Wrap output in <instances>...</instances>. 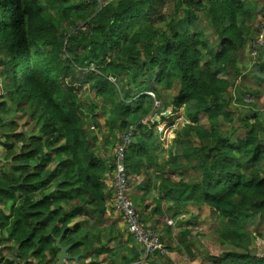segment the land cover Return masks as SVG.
<instances>
[{"label":"trees","instance_id":"1","mask_svg":"<svg viewBox=\"0 0 264 264\" xmlns=\"http://www.w3.org/2000/svg\"><path fill=\"white\" fill-rule=\"evenodd\" d=\"M100 1L101 7L98 0H0V164H10L0 169V203H9L5 214L0 211V228L14 243L0 264H55L56 238L69 244L68 254L89 252L79 227L106 211L111 192L105 178L113 169L108 151L131 126L136 133L126 149L127 172L154 168L146 173V191H155L153 211L165 218L206 206L212 214L207 227L181 232L206 264H264L254 247L262 235L243 224L264 214V142L250 131L236 143L222 126L237 120L247 129L259 126L256 113L236 117V106L247 101L220 77L254 36L245 1ZM83 83L106 117L102 142L93 135L100 124L92 103H81ZM180 104L192 124L179 130L164 159L151 117L164 120L162 113ZM13 107L23 115L29 110V129L13 116L5 126ZM200 114L208 129L197 124ZM238 148L245 149L240 156ZM196 171L200 177L191 178ZM130 251L120 252L122 263L133 260L136 251Z\"/></svg>","mask_w":264,"mask_h":264},{"label":"crops","instance_id":"2","mask_svg":"<svg viewBox=\"0 0 264 264\" xmlns=\"http://www.w3.org/2000/svg\"><path fill=\"white\" fill-rule=\"evenodd\" d=\"M246 6V14L244 16L247 27L251 28V34H255L259 22L264 16V0H244ZM256 59H252L250 55V44L247 40L236 52L233 59V68L229 69L228 74L223 73L220 75L221 78L228 79L230 82L234 81L235 77L241 76V82L238 86L235 87L236 94L242 96L243 100L247 101L248 104L255 102V104H250L246 108L236 107V117L239 114L242 115H251L256 113L257 119L259 121V126L253 129H247L243 127L237 120L236 124L231 125H222L224 127V132L227 136L231 137V140L234 142L244 141V137L247 133L256 134L262 142H264V109L263 106L258 108L257 104L260 103V95L264 91V48L260 49ZM250 60L252 62H250ZM235 68V70H233ZM236 84V82H235ZM258 98V99H257ZM174 110L173 107H169ZM168 108V111H169ZM167 111V113H168ZM183 111V108L180 112ZM171 114V110L169 111ZM164 120L169 121V115L166 112L162 113ZM202 117L207 118L200 114L197 118V124L204 129H208L206 125L202 122ZM160 117L155 118L153 121L162 123L164 121ZM251 123H254V120H250ZM208 123V122H207ZM146 125V124H145ZM147 126V125H146ZM183 127V126H182ZM181 125H178V130H180ZM158 136L156 128H152ZM230 129V130H229ZM226 130V131H225ZM178 131L174 136L170 138H178L182 133ZM175 141V140H174ZM263 144V143H261ZM157 146V142H156ZM158 146V152L160 157H165L168 155V149ZM242 148V147H241ZM238 148L236 153L242 155L245 149ZM173 149V148H171ZM175 149V148H174ZM108 154H111L108 151ZM153 167L147 169L140 168V172L129 174V181L131 185V197L136 201L138 210L140 212L142 221L144 224L155 230L156 233L162 239L167 252L166 255H156L150 254L146 255L142 247L135 242L132 236L127 232L125 222L122 216L119 213L114 212L110 207V199H107L106 206L107 209L102 216L97 218H91L86 222L82 223V226L79 227L78 234L85 235L87 234L88 238L86 239L87 243H84L85 247L88 249V253L84 255L83 251L80 248L78 252L74 254L69 253V255H79L77 260H68L65 264H121L120 252L127 248L129 253L130 249L133 247L136 253L132 254L130 264H151L148 260L153 261L155 264H206L207 258L206 255L202 252H199L190 247L188 242L190 238L183 237L181 235L183 227L194 228L193 225H202L206 226V219L211 214V210L206 206L196 207L195 205L188 206L183 208L180 212L173 215H165V218H160L159 215L153 211V197L155 196V191L150 189L146 191V186L148 185L149 179L146 176V173L153 174ZM111 177L106 175L105 182L107 189L111 192L110 198L112 196L111 188ZM5 204V203H2ZM164 210V208H162ZM0 211H2L0 209ZM3 212V211H2ZM4 213V212H3ZM5 214V213H4ZM168 220H172L173 224H167ZM192 221V222H191ZM190 223V224H189ZM3 229L2 234L0 235V257L10 256L13 251V242H8L6 240V227H1ZM6 243V244H5ZM69 246V244H68ZM6 247V253L5 248ZM190 248V253H187L185 249ZM57 262V261H56Z\"/></svg>","mask_w":264,"mask_h":264},{"label":"built area","instance_id":"3","mask_svg":"<svg viewBox=\"0 0 264 264\" xmlns=\"http://www.w3.org/2000/svg\"><path fill=\"white\" fill-rule=\"evenodd\" d=\"M249 44L250 55L252 59H255L260 49L264 48V16L259 22L258 29ZM93 67L92 64L89 65V69L92 70ZM149 94L152 95L151 93ZM157 117V114H153L151 120H154ZM145 121L146 120H141L142 123H145ZM188 122L189 121L184 118L181 111L180 116L175 117L172 123L168 125H157L156 128L160 135V139L163 141L170 131L175 130L178 125H181L182 127L188 124ZM135 133L136 126H131L126 132L115 136L111 155L113 169L111 177L112 196L110 199V207L114 212L119 213L122 216L127 232L132 236L135 242L142 247L146 255L158 254L164 256L166 255L167 249L163 241L160 240L155 230L144 224L131 197V185L129 181V173L127 172L125 164V154ZM167 224H173L172 220H168Z\"/></svg>","mask_w":264,"mask_h":264},{"label":"rangeland","instance_id":"4","mask_svg":"<svg viewBox=\"0 0 264 264\" xmlns=\"http://www.w3.org/2000/svg\"><path fill=\"white\" fill-rule=\"evenodd\" d=\"M98 4H99V6L102 4V2L100 1V0H98ZM101 7V6H100ZM207 27H208V23L205 21V22H203V28H206L205 30V37L206 38H209L210 37V29H207ZM211 41H212V43H214V40L213 39H210ZM50 49V48H49ZM257 58V57H256ZM255 58V59H256ZM250 62H252L251 60H250ZM91 70V69H90ZM93 71H95L96 70V66H94L93 67V69H92ZM235 82H236V84H235ZM240 82H241V76L240 77H237L234 81H233V83H234V88L236 87V86H238L239 84H240ZM4 83H5V81L4 80H1L0 81V84L1 85H3L4 86ZM82 86H83V94L81 95V103L83 104V105H85V106H87L88 104H90V103H92L91 104V106H92V108H93V110H94V114H95V116H96V121H97V123L98 124H100V126L98 127L99 128V130H98V132H94V134L93 135H96V133L98 134V142H102V139H104V137L106 136V133L108 132V128L105 126V120H106V117L104 116V113H103V111L99 108V103L94 99V94H93V92L91 91H89V89H87V87H86V84H82ZM258 99V98H257ZM3 100L4 101H8L9 102V104H10V106H11V102L9 101V99L5 96L4 98H3ZM259 100H260V103L259 104H257V107H255V108H260V107H262L263 106V103H264V91H262V94L260 95V98H259ZM94 103H96V104H98V106L97 105H95ZM255 104V102H251L250 104ZM31 104V102H29V103H27L26 105L24 104L23 106L24 107H26V106H29ZM246 104V106H250V104H248L247 102L245 103ZM153 106L154 107H156L157 106V104H156V101H153ZM246 106L245 105H242V106H239V105H237L236 107H242V108H246ZM184 105L183 104H180V105H178L177 107H174V110H172L171 108H169V111L171 110V114L169 113V111H168V108L166 109V114L167 115H169V118H167V119H170V121H166V120H164V121H162V123H160L161 125H168V124H170V123H172L173 122V120H174V118L175 117H177V116H180V110L183 108V111H182V113H183V116H184V118L186 119V120H188L189 122H188V124H192V121L191 120H189L186 116H185V109H184ZM27 109V108H26ZM167 111H168V113H167ZM261 112H263L264 111V109H262V110H260ZM25 114L23 115L21 112H19V111H17L14 107L8 112V116L6 117V116H4V120H5V126H7L9 123H10V120L12 119V116L15 118V120L19 123V127L21 128V129H24V130H26V129H29V127H31L32 126V124H31V122L27 119V116H28V113H29V110L27 109L26 110V112H24ZM158 116V115H157ZM159 117V116H158ZM10 119V120H9ZM202 119V122H203V124L204 125H206V127L208 128L209 127V125H208V123L206 122V119L204 118V117H202L201 118ZM188 124H186V125H188ZM225 126H227V124L225 125ZM178 127V126H177ZM175 128V130H172V131H170L169 132V134L167 135V137L162 141L161 139H160V135L158 134V138H157V140H156V142H157V145L158 146H162L163 144H164V147L163 148H167V149H169V148H172L174 145H175V142H176V140H175V138L176 137H174V138H170V136L172 135V136H174L179 130H178V128ZM157 130V129H156ZM230 130V129H229ZM226 131V130H225ZM100 132H101V134H100ZM158 133V132H157ZM165 136H166V134H165ZM174 140H175V142H174ZM104 143V142H103ZM111 148V153H112V151H113V144H112V146L110 147ZM110 148H109V150H110ZM3 151H4V149H3V147L0 145V158L2 157V153H3ZM237 156H239V154L237 153ZM263 165H264V162H263ZM10 167V164L9 163H7V162H5V163H3V164H0V169H2L3 171H6V170H8V168ZM262 175H264V172H262L261 173ZM200 177V173L199 172H194L193 174H191V178H193V179H198ZM8 208H9V203H5V204H1L0 203V209L4 212V213H6L7 211H8ZM1 215V214H0ZM2 216V215H1ZM1 216H0V218H1ZM243 224L245 225V227H249L250 229H252V230H254V231H256L257 232V234L258 235H262V238H260V237H257V238H259V239H255L254 240V247H255V251L258 253V254H260V255H264V214H261V215H258V216H253V217H248V218H245L244 220H243ZM196 227H204V226H200V225H197ZM198 230V229H197ZM201 231V230H200ZM204 231V230H203ZM2 232H3V229H0V235L2 234ZM209 236H212V237H214L215 235H214V233L213 232H208L207 233ZM86 239L87 238H85V240H83V242L84 243H87V241H86ZM6 244V243H5ZM5 249V252L4 253H6V247L4 248ZM195 249V248H194ZM196 250V249H195ZM196 252H197V250H196Z\"/></svg>","mask_w":264,"mask_h":264},{"label":"water","instance_id":"5","mask_svg":"<svg viewBox=\"0 0 264 264\" xmlns=\"http://www.w3.org/2000/svg\"><path fill=\"white\" fill-rule=\"evenodd\" d=\"M56 245L60 248V253L57 256V262L55 264H65L68 260H77L79 255H69L67 253L68 245H61L59 239L56 238ZM69 264V263H68Z\"/></svg>","mask_w":264,"mask_h":264}]
</instances>
